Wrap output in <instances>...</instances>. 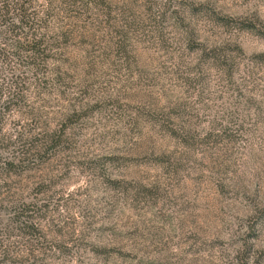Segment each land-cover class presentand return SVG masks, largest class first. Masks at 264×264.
Masks as SVG:
<instances>
[{
	"label": "rangeland",
	"instance_id": "rangeland-1",
	"mask_svg": "<svg viewBox=\"0 0 264 264\" xmlns=\"http://www.w3.org/2000/svg\"><path fill=\"white\" fill-rule=\"evenodd\" d=\"M51 7L47 83L30 70L0 114V155L45 126L67 141L0 179L8 264H264V0ZM16 66L1 54L5 87ZM8 189L45 203L32 258L4 230Z\"/></svg>",
	"mask_w": 264,
	"mask_h": 264
},
{
	"label": "trees",
	"instance_id": "trees-1",
	"mask_svg": "<svg viewBox=\"0 0 264 264\" xmlns=\"http://www.w3.org/2000/svg\"><path fill=\"white\" fill-rule=\"evenodd\" d=\"M54 1L47 0L46 8H38L34 0H0V26L3 27L0 31L9 33L0 40V56L2 53L12 55L17 63L16 68L22 70L19 73H11L9 86L5 87L0 83L1 115L7 112L12 104L27 101L25 90L33 81L27 77L30 70L38 86H42L43 81L47 83L48 78L45 77L43 70L48 69V60L56 41L54 38H48L42 30L48 27L54 12L51 7ZM69 1L61 0L65 4ZM53 69L58 70L60 66ZM66 141L62 128L46 126L36 130L30 139L24 138V141L19 139V147L15 149L12 157L0 155V179L11 178L16 174L18 176L26 167H34L44 154L50 150H58ZM18 195V190L8 189L3 199L10 216V223L8 222L4 230L9 236L12 233L20 236L22 239L20 242L24 241L25 250L32 258L37 250L44 251L48 248L47 235L40 223V214L45 203L38 198L27 199ZM0 247H3L2 251L0 250L1 264L10 263L11 255L14 254L11 253V247L1 245Z\"/></svg>",
	"mask_w": 264,
	"mask_h": 264
}]
</instances>
